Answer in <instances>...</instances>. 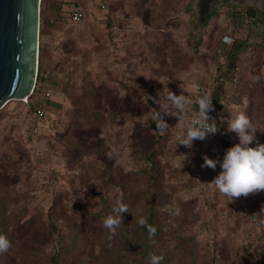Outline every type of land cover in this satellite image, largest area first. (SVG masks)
Segmentation results:
<instances>
[{"label":"rangeland","instance_id":"obj_1","mask_svg":"<svg viewBox=\"0 0 264 264\" xmlns=\"http://www.w3.org/2000/svg\"><path fill=\"white\" fill-rule=\"evenodd\" d=\"M81 2L87 15L64 46L84 63L56 65L61 84L35 95L45 113L33 97L0 108V234L11 242L0 264H150V253L160 264H264V190L231 200L209 184L220 165L202 166L238 134L223 149L176 143L194 116L191 79L213 80L231 59L222 37L235 33L244 45L225 121L245 113L258 128L249 146L264 143V0L214 1L206 23L201 0H102L103 18L97 0ZM172 91L193 114L165 115L162 130L152 115ZM117 199L128 212L112 233L103 220Z\"/></svg>","mask_w":264,"mask_h":264},{"label":"clouds","instance_id":"obj_2","mask_svg":"<svg viewBox=\"0 0 264 264\" xmlns=\"http://www.w3.org/2000/svg\"><path fill=\"white\" fill-rule=\"evenodd\" d=\"M224 40L226 43H231L230 36H225ZM212 99L208 95L198 97L195 118L187 121V117L193 114L187 107L191 104V100L183 93L177 95L172 91L156 100L160 109L154 112L152 119L162 130H166L169 126L164 119L165 115L176 116L179 121H187L186 130L176 134V143L191 148L196 139L203 140L208 134H215L219 130L215 120L209 116L213 108ZM228 130L237 133L240 142L228 148L222 160L205 155L202 166L216 168L217 164L220 165V173L209 184L214 192L233 200L241 195L247 196L249 193L264 190V143H257L255 147L249 146L257 139L258 128L243 112L231 114L228 118ZM112 212L114 215L106 216L103 225L110 232L115 233L116 228L121 224L122 213L128 212V207L117 199ZM138 222L143 226L146 224V219L141 217ZM154 233L155 228H150V234ZM10 247L11 242L8 237L0 234V253L7 252ZM161 259V256L150 253V264H160Z\"/></svg>","mask_w":264,"mask_h":264},{"label":"water","instance_id":"obj_3","mask_svg":"<svg viewBox=\"0 0 264 264\" xmlns=\"http://www.w3.org/2000/svg\"><path fill=\"white\" fill-rule=\"evenodd\" d=\"M41 3L0 0V108L11 99L29 97L36 86Z\"/></svg>","mask_w":264,"mask_h":264},{"label":"crops","instance_id":"obj_4","mask_svg":"<svg viewBox=\"0 0 264 264\" xmlns=\"http://www.w3.org/2000/svg\"><path fill=\"white\" fill-rule=\"evenodd\" d=\"M102 0H97V17L103 18L106 8H102L100 3ZM72 3L70 0H42L41 3V26H40V52H39V70L41 66L42 75L49 82L50 89L58 88L57 85L61 83L55 82L59 79L56 71V65L58 63H69L68 68H73L75 63H84L79 56L75 54L69 47L68 50L64 44L66 40L73 38L74 33L71 28L77 22H68L67 11L70 9ZM231 5V6H229ZM234 4L232 2L228 4L230 9H233ZM238 6H236L237 8ZM240 8V7H238ZM233 13V11H232ZM241 14V13H240ZM240 15L238 12L235 13L231 18L239 19ZM253 19V18H251ZM242 37V34H236ZM87 62V61H86ZM202 76H196L191 79V82L204 79L208 82L210 80L204 78V72L201 71ZM198 75V73H197ZM53 86V87H52ZM230 84H228V87ZM53 92H55L53 90ZM219 93V92H218ZM56 97L53 96V99ZM52 99V100H53ZM49 100V108L53 105V101Z\"/></svg>","mask_w":264,"mask_h":264},{"label":"built area","instance_id":"obj_5","mask_svg":"<svg viewBox=\"0 0 264 264\" xmlns=\"http://www.w3.org/2000/svg\"><path fill=\"white\" fill-rule=\"evenodd\" d=\"M214 1L213 0L211 3V9L212 8ZM72 3L70 9L66 12L67 17H68V22H80L84 19V17L87 15V9L84 6V4L81 2V0H70ZM100 6L102 8H107L106 3L101 2ZM233 11V10H232ZM225 36H230L231 41L233 39L234 34L232 35H225ZM225 41V40H224ZM237 76H238V68L236 69L235 73L228 76L221 75L220 73H217L216 76H214L213 80H210L209 82L204 79L196 80L191 83L192 86V91H193V102H194V116L191 117V120L195 118L196 115V109H198V103H197V98L200 96L208 95L212 99V104L213 108L209 112V116L215 120V122L218 125L219 130L215 134H208L205 139H203L206 142L212 143L213 145H216L223 149L226 146H229L234 138H233V133L232 131L228 130V124L225 121V116L227 114L228 110V101L225 100L222 95V99H218V88L223 87V89H229L228 84L235 83L237 81ZM213 83V87L212 84ZM49 82L45 80L43 83L39 81V73H38V79L36 86L32 92L31 95H35L37 93L45 94L47 93L49 87ZM49 95V93H47ZM30 95V96H31ZM29 96V97H30ZM29 97L25 98V101L29 100ZM35 99L38 100V98L35 97ZM44 99V98H43ZM41 99L38 104V111L40 113H45L47 109V102L43 101ZM250 215V214H249ZM252 221H257L258 217L256 215H250L249 216Z\"/></svg>","mask_w":264,"mask_h":264},{"label":"trees","instance_id":"obj_6","mask_svg":"<svg viewBox=\"0 0 264 264\" xmlns=\"http://www.w3.org/2000/svg\"><path fill=\"white\" fill-rule=\"evenodd\" d=\"M213 0H201L200 2V18L201 21L203 23L208 22L209 17L211 15L212 9H211V3ZM226 35V34H225ZM225 35L222 37V40L224 41V37ZM225 42V41H224ZM226 43V42H225ZM231 49L228 50L227 52H225V55L227 54L229 57H231V59H226L220 60V63L218 65L219 68V72L221 75L224 76H228L230 77V75L234 74L236 71V64L235 63H231L234 61H237V54H235V49H240L243 45H244V39L239 36V35H235L233 36V39L231 41ZM235 48V49H234ZM230 53H232V55H230ZM239 76H237V81L235 83L238 82ZM45 77L42 75L41 72V66H40V70H39V81H41V83H43L45 81ZM231 88V87H230ZM230 88L229 89H223V87L218 88V92H220V94L218 93V99L221 100L222 99V95L224 96L223 98L225 100H229L230 97ZM33 97V99H35L34 95H31L29 97V99H31ZM37 100V99H36ZM36 102H39V100H37ZM163 193H165V191H163ZM145 245V243H143V246Z\"/></svg>","mask_w":264,"mask_h":264},{"label":"bare ground","instance_id":"obj_7","mask_svg":"<svg viewBox=\"0 0 264 264\" xmlns=\"http://www.w3.org/2000/svg\"><path fill=\"white\" fill-rule=\"evenodd\" d=\"M260 1V4H262L263 0H259Z\"/></svg>","mask_w":264,"mask_h":264}]
</instances>
